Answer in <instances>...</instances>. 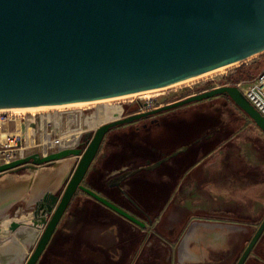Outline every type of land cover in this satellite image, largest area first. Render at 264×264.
<instances>
[{
	"label": "water",
	"instance_id": "1",
	"mask_svg": "<svg viewBox=\"0 0 264 264\" xmlns=\"http://www.w3.org/2000/svg\"><path fill=\"white\" fill-rule=\"evenodd\" d=\"M263 49L264 0H0V109L126 97L241 63ZM221 95L264 132V116L235 85H221L103 122L83 134L82 147L0 165V175L30 169L37 183L28 217L8 223L11 218L3 212L19 200L0 183V234L27 222L41 229L22 263L36 264L78 190L143 227L136 216L82 184L106 133ZM186 148L145 168L155 169ZM136 171L109 185L129 198L120 183ZM42 183L45 188H38ZM263 233L264 217L234 264H245Z\"/></svg>",
	"mask_w": 264,
	"mask_h": 264
},
{
	"label": "rangeland",
	"instance_id": "2",
	"mask_svg": "<svg viewBox=\"0 0 264 264\" xmlns=\"http://www.w3.org/2000/svg\"><path fill=\"white\" fill-rule=\"evenodd\" d=\"M241 70L250 71V73L252 71L254 76L263 73L264 52L226 67L221 73L166 89L149 99L131 97L113 100L108 104L70 108L60 112L48 111L18 116L8 113L0 114V118L17 121L20 128H24V133L29 131L33 133L21 136L22 146H26L24 157L41 152L50 153L63 148L82 147L84 132H94L95 129V126L85 127V118L95 111L102 109V115L106 117L108 113H116L117 107H120L121 115L127 116V114L157 108L216 86L249 82L247 78L236 80ZM137 103H139L138 107L132 110L131 107ZM152 118L165 120L166 126H169L177 137L183 136L191 139L186 140L191 142L187 151L190 162L184 161V155L179 156L154 171L141 175L138 183L147 190L143 189L144 198L147 197L150 200L157 199L159 196L163 202L161 211L150 217L152 219L150 223L133 213L144 223L143 227L126 220L115 212L117 217L103 212L100 221L92 219L90 223L86 219L89 222L86 225L92 227L94 241L109 244L126 240L133 243V247L140 246L141 254L150 249L148 253L142 255L150 259L145 260L149 264H234L264 217V132L230 99L220 96L167 110ZM149 119L150 116L142 118L139 124L148 123ZM130 124L118 126L111 129L108 134L106 133L96 154L95 165L100 164L112 150L109 147L110 138L108 136L120 133L123 129L128 130ZM12 127L13 123L10 124V129H13ZM80 129L82 134L73 136L66 147L63 146L62 141L58 140ZM211 133L214 134L211 135ZM208 135L210 137L206 141L204 137ZM199 137L202 139L200 138L198 143L193 144L192 141ZM135 140L143 141L138 137ZM132 144L135 145V143ZM150 151L147 156L152 160L157 158L158 153ZM142 161L145 162V158ZM23 171L22 168L16 172ZM76 194L75 204L77 206L82 203L80 199L83 201L89 197L79 190ZM75 204L70 211L76 209ZM24 210L31 211L30 208L25 207V204L17 202L4 211L3 215L16 218ZM83 224L85 226L84 221ZM78 225L81 226L80 223ZM192 226L203 230L207 235L206 239L212 240V243L208 241V246H200L201 244L195 246L191 243L190 249H185L182 253L187 259L184 263L177 256V244L180 237ZM234 226L242 227L245 238L243 242L241 240L239 244L223 249L217 244L214 232L226 229L231 231ZM137 251L139 252L140 249ZM152 258H158V260L151 261ZM260 259L264 261V235L261 243L254 251L252 250L247 261L259 263Z\"/></svg>",
	"mask_w": 264,
	"mask_h": 264
},
{
	"label": "crops",
	"instance_id": "3",
	"mask_svg": "<svg viewBox=\"0 0 264 264\" xmlns=\"http://www.w3.org/2000/svg\"><path fill=\"white\" fill-rule=\"evenodd\" d=\"M23 169L24 171L21 173L9 172L0 175V183L2 186L5 185V187L3 186V191L14 194L19 200L17 202L23 203L25 204V207H27L31 199L34 198L33 193L37 192L34 190L37 187V183H33L31 170ZM9 181L12 182V187L10 188H8ZM45 186L46 184L42 183L38 188L40 187L43 189ZM49 187H51L50 184L48 185V188ZM10 189L11 191H9ZM2 201H4V199H2ZM17 202L14 201V203ZM10 206H7V208L9 209ZM28 211L29 210H24L20 212L16 218H11L10 216L11 219H7V223L13 220L23 222L30 213ZM86 219L92 223V219L94 221H100L101 217L96 218L93 213H84L79 215L77 222L74 223L71 211L66 209L36 264H149L148 262H145V260L150 259L148 257H142V255L148 253L150 249L143 251L141 254L140 246L136 245L133 247V243L127 242L126 240L119 243L114 241L109 244L94 241L92 227L86 225V223H89ZM79 223L81 226L78 225ZM40 231L41 229L38 227L34 228L30 222H27L23 225L16 226L13 232L7 236L4 233H1L0 263L22 264L25 260L26 254L33 249ZM206 237V233L201 229L198 230L197 226L188 228L178 241L177 256H179V258L185 263L187 259L182 255L185 249H190L191 243L195 246L200 244V246H208V241L210 240L206 239ZM214 237L217 244L223 249L239 244L238 242L241 240L243 242L245 238L244 231H242V227L239 226H234L231 231L226 229L225 231L214 232ZM211 241L210 243H212ZM139 249L140 251L138 252L137 250ZM127 251H129L128 254ZM154 260H158V258L151 259V261ZM259 261V263H251L247 261L246 264H264L263 260L260 259Z\"/></svg>",
	"mask_w": 264,
	"mask_h": 264
},
{
	"label": "flooded vegetation",
	"instance_id": "4",
	"mask_svg": "<svg viewBox=\"0 0 264 264\" xmlns=\"http://www.w3.org/2000/svg\"><path fill=\"white\" fill-rule=\"evenodd\" d=\"M227 99H229V98H227ZM148 110H151V109H147L145 111H148ZM139 112H137V113H139ZM141 112H144V111H141ZM127 116H128V114H127ZM123 117H125V116H123ZM140 121H142V120H140ZM165 122H166L165 120L155 119V118H152V116H150L148 123L143 122L142 124H139V120H138V121L134 122L133 124L128 125V127H129L128 130L123 129L122 131H120V133H113L112 135L108 136V138H110L109 139V147L112 150L102 160L103 161V164H102L103 167L100 168L99 170H97V172H95L92 175V177L90 178V181H91L90 183H92L94 187H101L104 185L106 190L113 188V189L120 191L117 187L110 186L109 184L114 183L115 180L118 177H120L122 174L128 173L129 171H132V170L139 169V171H136L135 173H132L127 178L123 179L120 183V186H122L126 192L127 191H135V192L140 193L141 190H143V189L146 190V188L144 186H142L140 183H138V180L141 179V175L143 173L154 171V169L150 170V169H146L145 167L151 166L152 164L156 163L157 161L166 157L167 155H170L172 152L176 151L177 149H179L183 146L187 147L185 151L179 152L178 154L171 157L166 162H170V160L184 155L185 156L184 161L189 163L190 158L187 156L188 155L187 151L190 148L191 142H189V141L191 139H189V141L183 142L181 145L175 147V149H173L172 151L161 150L157 146L151 144V142L146 140V138H145L146 135H144V133L147 132L148 135L153 134L152 133L153 130H157L156 128L161 126V124L166 125ZM85 125L87 126L86 123H85ZM214 133H211V135ZM80 134H82V133H80ZM154 134H156V133H154ZM184 136H186V135H184ZM137 137L143 139V141L139 142V141L135 140ZM209 137L210 136L208 135V136H205L204 138L206 139V141H208ZM200 138L201 137L193 140L192 143L193 144L198 143L202 139V138L201 139ZM119 141L120 142L122 141L124 143V145L127 146L125 153L115 151L116 149L119 148ZM132 143H135V145ZM136 144H138V145H136ZM64 147H66V146H64ZM149 150L155 152V154L158 153L156 155L157 158H155V159L153 158L154 160H152L151 157L147 156V154L149 153ZM144 158H145V162L142 161ZM166 162H164V163H166ZM164 163L160 164L156 168H159ZM82 184L84 186H86L84 179L82 181ZM76 193L74 194V196L77 195ZM97 194H99V193H97ZM99 195H101V194H99ZM126 195L129 198H127L125 195H124V197L128 200V202L130 203V205L134 209V210H130L129 212L131 214L134 213L135 215H138L140 218H145L149 223L152 220L150 217L161 211V207H162L163 202L159 198V196H157V199H155L154 202L152 203V205L148 208V207H145L146 204H144V203L151 202L149 199L142 198L143 204H141L140 202L136 203L128 193ZM74 196H73V198H74ZM142 196L143 197L145 196L144 193ZM73 198L71 199V201L67 207V210L68 209L70 210V208L74 205L72 203ZM77 204H78V202H77ZM76 206L77 205L75 204L74 207L76 209L71 210V216L73 217L74 223L77 222L79 214L82 213V210H83L82 204H80L77 207ZM14 256H15V254H14Z\"/></svg>",
	"mask_w": 264,
	"mask_h": 264
},
{
	"label": "trees",
	"instance_id": "5",
	"mask_svg": "<svg viewBox=\"0 0 264 264\" xmlns=\"http://www.w3.org/2000/svg\"><path fill=\"white\" fill-rule=\"evenodd\" d=\"M264 72V71H262ZM261 73H259L256 77L254 76L253 72L251 71H240V73L238 74V76L236 77V80H240L241 78L242 79H248L249 82L250 81H253L254 78L256 79ZM247 76V77H245ZM247 80V81H248ZM220 97H224L226 98L225 96L221 95ZM138 104L137 103L135 106H132V110L133 109H136L138 107ZM116 113H108L107 116L105 118H107L109 120H113V119H117V118H121L123 117L121 115L122 113V110L120 107H117V110L115 111ZM134 112V111H132ZM130 112V113H132ZM115 116V117H114ZM111 117H114L112 119H110ZM101 119H102V109L101 110H98V111H95L93 114H91L89 117L85 118V123L89 126H98L101 122ZM157 130H153V134L151 135H148L147 132L144 133V135H146V140L151 142V144L157 146L159 149L161 150H164V151H172L173 149H175V147L181 145L183 142L181 141H186V140H189L187 137H177L176 136V133H172L171 131V128L169 126H166V125H162L157 127L156 128ZM156 133V134H154ZM118 146V145H117ZM126 147L124 145V143L121 141H119V148L116 149L115 151L116 152H126ZM96 160V157L94 159V161ZM93 161V163L91 164L89 170L87 171L86 175H85V178H84V182H85V185L87 188L91 189V190H94L95 192L101 194L103 197H105L106 199H108L109 201H111L112 203L116 204L117 206L123 208L124 210L126 211H130V210H134L132 208V206L130 205V203L128 202V200L124 197L123 193L121 191H118L116 189H109V190H106L104 185L101 186V187H94L92 183H90V178L92 177V175L97 172V170H99L100 168L103 167V161L100 163V164H96L95 165V162ZM126 194L128 193L132 198L133 200L136 202V203H141L143 204L142 202V198H144L142 195L144 193L143 190L139 192H135V191H124ZM76 195L74 196L73 198V204H75V199H76ZM147 198V197H146ZM145 198V199H146ZM148 199V198H147ZM156 198H152L150 199L151 202L149 203H144L146 204L145 207H150L152 205V203L154 202ZM81 200V204L83 205V210H82V213H80L79 215L81 214H84V213H93L94 216L96 218L98 217H101L102 213L103 212H106V213H111L112 215H114V217H117V215L110 209L106 208L105 206H103L102 204H100L99 202H97L96 200L92 199L91 197H86L85 199H80ZM102 218V217H101ZM264 233L262 234L261 238L259 239L258 243L255 245L254 249L261 243L262 241V237H263ZM249 241V240H248ZM253 249V250H254ZM247 262V260H246ZM245 262V263H246Z\"/></svg>",
	"mask_w": 264,
	"mask_h": 264
},
{
	"label": "bare ground",
	"instance_id": "6",
	"mask_svg": "<svg viewBox=\"0 0 264 264\" xmlns=\"http://www.w3.org/2000/svg\"><path fill=\"white\" fill-rule=\"evenodd\" d=\"M264 52V49L261 50V51H258L252 55H250L247 59H250L254 56H256L257 54L259 53H262ZM225 68H220L218 70H214V71H211V72H208L206 74H203L201 76H198L196 78H193V79H189V80H186V81H183V82H178V83H175V84H171V85H167V86H163V87H159V88H155V89H151V90H147V91H144V92H140V93H136V94H133V95H129V96H126V97H121V98H107V99H102V100H95V101H90V102H81V103H73V104H65V105H55V106H46V107H32V108H15V109H0V114H10L12 116H18V115H25V114H34V113H46L48 111H54V112H60V111H63L65 109H74V108H84V107H90V106H93V105H99V104H108L110 103L111 101L113 100H119V99H124V98H134V97H140V98H143V99H149V98H152L153 96H155L156 94L166 90V89H169V88H173V87H177L179 85H182V84H188L192 81H195L196 79H199V78H203V77H207V76H210V75H213V74H216V73H221L222 71H224ZM3 110H8V111H3ZM44 118V117H43ZM42 118V119H43ZM104 118V119H103ZM37 121V120H36ZM110 121V120H109ZM101 122H107L106 121V118L103 117L102 115V119H101ZM100 122V124H102ZM13 123V129H10V124ZM44 123V122H43ZM54 124V123H53ZM79 126V125H78ZM99 126V125H98ZM98 126H95V129L98 127ZM38 127V126H37ZM44 127V126H43ZM85 127H87L85 125ZM94 129V130H95ZM27 130H30V129H27ZM26 130V131H27ZM45 130V129H44ZM43 131V130H42ZM64 132V131H63ZM87 132V131H85ZM84 132V133H85ZM31 131H29L28 133H24V131H22V129L20 128V124L17 123V121H11L9 119H0V142L2 143H10L12 142V138L14 136H22L23 134L26 136V135H31L33 133H31ZM53 133V132H52ZM65 133V132H64ZM80 133H82L81 129L80 131L78 132H72L71 134L69 135H66V136H63V137H60L58 140L59 141H62L63 146H67L69 141L72 140L71 138L73 136H77V135H81ZM62 134V133H61ZM66 134V133H65ZM60 135V134H59ZM26 138V137H25ZM49 140V139H48ZM54 140V139H53ZM58 141V142H59ZM48 142V141H47ZM48 146V145H47ZM49 147V146H48ZM59 147V146H58ZM71 160H68V161H65L64 163V167L67 168L68 165L71 164Z\"/></svg>",
	"mask_w": 264,
	"mask_h": 264
},
{
	"label": "built area",
	"instance_id": "7",
	"mask_svg": "<svg viewBox=\"0 0 264 264\" xmlns=\"http://www.w3.org/2000/svg\"><path fill=\"white\" fill-rule=\"evenodd\" d=\"M245 99L264 116V72L250 82L235 85ZM2 119V118H0ZM12 144L0 142V165L8 164L16 159L23 158L26 154L25 147L22 146L21 136H14ZM52 152V151H51ZM50 152V153H51ZM40 156L49 154L47 152L38 153Z\"/></svg>",
	"mask_w": 264,
	"mask_h": 264
}]
</instances>
